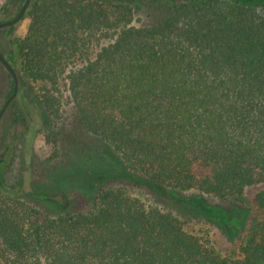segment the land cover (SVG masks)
Here are the masks:
<instances>
[{
    "label": "trees",
    "instance_id": "obj_1",
    "mask_svg": "<svg viewBox=\"0 0 264 264\" xmlns=\"http://www.w3.org/2000/svg\"><path fill=\"white\" fill-rule=\"evenodd\" d=\"M22 18L4 58L53 123L55 156L67 106L118 165L91 155L69 174L87 178L80 204L48 212L0 155V264H264V0H30ZM132 175L181 212L108 184ZM247 190L260 214L246 227L203 202ZM195 219L243 230L237 253Z\"/></svg>",
    "mask_w": 264,
    "mask_h": 264
},
{
    "label": "rangeland",
    "instance_id": "obj_2",
    "mask_svg": "<svg viewBox=\"0 0 264 264\" xmlns=\"http://www.w3.org/2000/svg\"><path fill=\"white\" fill-rule=\"evenodd\" d=\"M23 0H0V21L15 15ZM28 19L21 18L15 24L14 34L22 35L25 31ZM7 27L0 28V52L5 56L8 51ZM18 81V80H17ZM11 77L0 64V107L10 91ZM20 109V110H19ZM21 111V112H20ZM66 118L61 133L57 136L55 144L57 156L54 154V126L46 120L41 108L36 103L32 93L25 88L17 94L4 110L0 118V155L4 160V178L9 184L21 189L24 198L30 199L44 211H54L67 207L70 204H80L83 191L72 185L78 186L87 179L79 176L78 180L70 178L71 171L85 170L89 173L95 161L100 155L103 165L115 167L118 165L107 150L94 137L84 131L71 109L66 106ZM95 157L91 158V155ZM57 157V158H55ZM123 178L108 183L124 188L129 194L140 198L145 203H152L161 208L173 207L168 199L154 195L152 191L141 184L139 180ZM132 180V181H131ZM135 181V182H133ZM58 183H61L57 185ZM83 189V187H79ZM85 196V195H84ZM190 196V195H186ZM182 200H188L181 197ZM206 209H214L222 216L230 217L236 212L238 226L246 227L256 219L260 211L252 200V190H247L238 199L221 200L206 196L203 199ZM201 205V204H200ZM177 209V210H176ZM235 221V222H236ZM190 230L197 235L209 237L212 245L223 255H235L238 250L240 236L243 230L234 237L227 236L213 223L205 220H193L190 222Z\"/></svg>",
    "mask_w": 264,
    "mask_h": 264
},
{
    "label": "water",
    "instance_id": "obj_3",
    "mask_svg": "<svg viewBox=\"0 0 264 264\" xmlns=\"http://www.w3.org/2000/svg\"><path fill=\"white\" fill-rule=\"evenodd\" d=\"M29 2H30V0H23L20 8L18 9V11L16 12V14L13 17H11L10 19H7V20L0 21V28L9 27L11 25L16 24L18 21H20L24 15V12H25ZM0 63L4 67V69L7 71V73L10 75V77L12 79V83H13L12 91H11L10 95L4 100V102L2 103V105L0 107V118H1L4 110L8 106V104L16 96L18 81H17V77H16L14 70L8 64V62L6 61V59L4 58V56L1 52H0Z\"/></svg>",
    "mask_w": 264,
    "mask_h": 264
},
{
    "label": "flooded vegetation",
    "instance_id": "obj_4",
    "mask_svg": "<svg viewBox=\"0 0 264 264\" xmlns=\"http://www.w3.org/2000/svg\"><path fill=\"white\" fill-rule=\"evenodd\" d=\"M15 14H16V13H15ZM12 17H13V16H12ZM9 19H10V18H9ZM6 20H7V19H6ZM2 21H3V20H2ZM16 94H17V93H16ZM6 98H7V97H6ZM6 98H5V99H6ZM8 105H9V104H8ZM3 161H4V160H3Z\"/></svg>",
    "mask_w": 264,
    "mask_h": 264
}]
</instances>
